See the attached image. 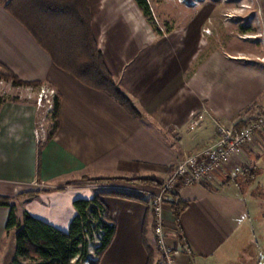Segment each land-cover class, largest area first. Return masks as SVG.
Listing matches in <instances>:
<instances>
[{
    "label": "crops",
    "instance_id": "0c3cea01",
    "mask_svg": "<svg viewBox=\"0 0 264 264\" xmlns=\"http://www.w3.org/2000/svg\"><path fill=\"white\" fill-rule=\"evenodd\" d=\"M255 4L259 30L238 33L258 34L262 48L230 33L208 43L209 33L200 27L157 36L138 8L116 9L124 0H89L104 63L138 116L54 66L0 5V65L24 82L54 90L58 102L57 130L47 139L51 120L43 119L40 141L33 102L0 104V197L65 232L73 202L105 191L98 188L148 180L153 184L142 188L159 192L179 163L215 142L218 127L236 126L246 109L264 110V63L257 61L264 55V0ZM246 154L245 173H219L166 200L167 242L176 250V264H262L246 250L250 239L243 228L264 201V133ZM176 200L186 204L177 219ZM101 202L114 236L98 264H160L148 202L108 195ZM8 213L0 206V264L14 255L15 235L4 230Z\"/></svg>",
    "mask_w": 264,
    "mask_h": 264
},
{
    "label": "trees",
    "instance_id": "16d2710c",
    "mask_svg": "<svg viewBox=\"0 0 264 264\" xmlns=\"http://www.w3.org/2000/svg\"><path fill=\"white\" fill-rule=\"evenodd\" d=\"M133 1L150 22L151 11L147 0ZM0 5L27 31L54 66L83 85L109 95L132 115L138 116L104 63L92 33L89 0H0ZM0 80L9 81L14 86L40 85L39 82L20 80L3 65H0ZM3 102L0 98V104ZM57 114L58 102L55 97L47 139L57 130ZM97 183L94 181V184ZM128 184L145 186L153 182L132 180ZM105 195L147 201L124 192L99 191L89 199L73 202L75 214L63 232L27 212H23L22 221L19 222L15 204L8 198L0 197V206L9 210L4 230L6 233L16 231L10 264H98L114 236V225L101 202V197ZM27 196L33 197L34 194L27 193ZM185 208L186 204L178 200L172 203L176 219ZM96 235L98 242H95ZM89 246H92V254L89 253Z\"/></svg>",
    "mask_w": 264,
    "mask_h": 264
},
{
    "label": "built area",
    "instance_id": "2783aa9c",
    "mask_svg": "<svg viewBox=\"0 0 264 264\" xmlns=\"http://www.w3.org/2000/svg\"><path fill=\"white\" fill-rule=\"evenodd\" d=\"M257 61L264 63V55L257 58ZM0 80V91L6 88H15L19 91L20 99H35L36 107H43V100L46 99L50 110L54 107L53 90H45L37 86H14ZM8 82V81H6ZM5 87H4V86ZM22 90V91H20ZM35 90H38L35 92ZM4 93V92H3ZM2 93V94H3ZM47 95L50 97L48 99ZM49 110V111H50ZM198 120H194L191 126H195ZM260 133H264V110L258 111L255 108L246 109L236 126L218 127L216 140L210 146L198 153L188 156L179 163L169 177L162 183L159 192L151 193L142 186L131 185H107L99 189L124 192L140 196L147 200L153 215V236L160 254V264H176V250L168 244V232L164 220V206L166 200L176 193L180 188L191 185H204L217 174L237 175L247 162L246 149L253 143ZM98 242V236H95ZM89 253L92 254V246H89ZM84 264H88L85 262Z\"/></svg>",
    "mask_w": 264,
    "mask_h": 264
},
{
    "label": "rangeland",
    "instance_id": "374dc122",
    "mask_svg": "<svg viewBox=\"0 0 264 264\" xmlns=\"http://www.w3.org/2000/svg\"><path fill=\"white\" fill-rule=\"evenodd\" d=\"M120 3L122 4V2H117V5ZM147 3L151 11V21L148 22L146 20V26L157 36H163L164 33L171 31H176L178 35H186L187 28L194 27L193 29L197 31V27H200V32L204 29L209 33L206 37L207 39H205L208 43L211 41V44H217L222 37H229L226 36V34L230 33V36L232 38L236 36V40L239 42V39L242 38L241 41H243V43H250L251 45L262 48L261 43L256 37L258 34L248 33L239 35L238 33L243 27H251L255 29V31L259 30L260 24L254 14L256 10L255 0H147ZM105 4L107 5L109 3L105 2ZM122 7L118 6L116 9L137 10V6L133 0H124V7ZM193 29L190 31L192 32ZM190 37L191 36H189L188 39ZM2 82L10 85L9 81ZM37 87L50 90L40 85ZM4 89V93L0 91V98L3 99L4 102L11 99L22 102L31 101L36 106L35 99L37 98V94L33 96V100L29 101L27 99H20L19 91L15 88L8 89L5 87ZM37 91L38 90H35V92ZM54 95H56V93ZM47 97L48 99L50 98L48 95ZM45 101L46 99L43 100L44 106L39 108V110L36 107L39 112V120L41 121H38L39 128L36 131L38 141L41 139L40 136L45 135L42 132L43 129L41 126L43 119L49 117L51 120L52 110L48 108V104ZM20 206L21 204L19 203L16 207L19 222H21L23 218V211ZM255 211L257 216L255 217V215H252L254 214V212H252L250 225L244 226L243 228V233L249 234L248 236L245 234L244 239H250L246 250H252L253 253L257 254V261L264 264V201H260V204H257V209ZM11 235H16V231L12 230ZM10 239L11 236L9 241ZM9 260L10 259L3 261V264H10Z\"/></svg>",
    "mask_w": 264,
    "mask_h": 264
}]
</instances>
